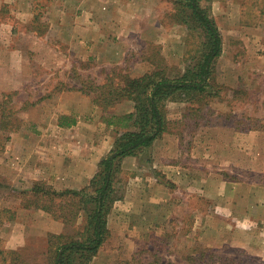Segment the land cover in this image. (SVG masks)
<instances>
[{
  "label": "crops",
  "instance_id": "obj_1",
  "mask_svg": "<svg viewBox=\"0 0 264 264\" xmlns=\"http://www.w3.org/2000/svg\"><path fill=\"white\" fill-rule=\"evenodd\" d=\"M46 1L49 6L39 11H42L40 17L48 31L36 35L38 42L33 49L36 61L46 70L62 68L65 72L78 68L83 72V62L74 58L81 56L84 65L91 63L93 67L107 71L126 66L132 50L140 52L137 55L140 62L136 63L139 67L134 69L132 77H141L151 69L152 63L141 59L143 47H137L135 42L137 36L158 43L157 32L165 30L159 22V13L147 8L150 0ZM5 2L14 7L12 15L22 22L32 23L39 16L36 7L33 8L35 0ZM230 4L226 10L238 18L248 13L262 17L255 28L244 27L242 30L247 56L238 62L233 58L228 67L232 73L222 79L236 94L242 77L245 80L244 75L237 72L240 68L249 76L257 71L260 82H264V57L258 55L254 59L256 51L264 50V9L254 11L244 5ZM11 30L13 32V27ZM164 33L168 36V30ZM61 42L66 46H61ZM163 42L165 40L159 41ZM15 48L10 42L8 50L15 51L11 54L12 57L16 55V59L11 58L13 61L9 60L4 66L6 69L0 71L3 92L21 90L28 80L14 63L20 56L27 64L29 59L22 50ZM165 48L166 45L164 51ZM39 80L44 85V78ZM63 81L68 83L66 78H61L49 93ZM80 88L72 82L69 89L56 94L57 106L52 111L56 118L52 130L58 134L74 133L75 139L65 134L59 140H45L46 133L38 132L37 143L31 146L36 152L48 155L46 168L39 166L45 173V181L78 190L86 187L96 175L101 160L113 149L118 135L116 128L104 121L102 107ZM235 96L231 97L233 101ZM126 105L125 102L119 104L118 112H114L128 114L134 111V107L124 109ZM167 108L171 122L168 131L137 156L122 161L121 174L130 178L126 191L109 216L112 235L131 237L141 231L162 234L170 226L180 228L188 222L192 232L199 235L192 237L195 241L200 240L214 249L230 242H241L249 253L258 250L255 255L264 263V109L257 116L252 113L254 109L242 111L245 115V111L248 112L249 118L253 117V123L247 118L237 124L219 121L224 113L217 110V122L199 124L195 128L197 123L187 125L180 121L183 114L173 109L177 107L172 102ZM230 110L233 117L239 118V110ZM65 114L75 115L70 125L59 122ZM44 125L38 129L47 131L48 124ZM189 126L197 132L192 135L184 132ZM23 164V168L28 165L24 161ZM256 226L262 227L259 232Z\"/></svg>",
  "mask_w": 264,
  "mask_h": 264
},
{
  "label": "rangeland",
  "instance_id": "obj_2",
  "mask_svg": "<svg viewBox=\"0 0 264 264\" xmlns=\"http://www.w3.org/2000/svg\"><path fill=\"white\" fill-rule=\"evenodd\" d=\"M176 1L178 0L147 1V8L153 10L156 14L159 13V22L165 27V30H162L161 33L157 32L160 37V39H157L158 43L135 37L136 46L143 47L141 59L152 63L151 69L147 72L156 69L164 72L166 70L169 76L177 77L185 72L189 66H193L199 62L200 58L198 55H200L204 42L202 31L190 30L187 25L175 21L173 15L176 11ZM219 2L218 0H204L203 2V5L210 10L212 17L217 22L224 40L223 53L221 59L216 63L212 79L213 92L216 94L212 99H204L203 102L199 101V104L195 102L190 103L187 99L183 98L169 101L177 107L173 108L176 112H182L183 117L180 121L187 125L197 123L198 126L195 128H198L199 124L217 122L218 117L215 116L217 110L224 113L219 121L237 124L242 122V119L245 121V119L249 118V113L246 111L251 112L254 109L252 113H255L257 116L260 114L262 108L264 109V82H260L257 71H255V75L249 76L248 73H244L243 68H240L239 71L237 70L242 76L244 75L245 80L243 81L242 77L236 94L233 93V88L222 82L224 77H228L232 73V70L228 69L229 64H232V59L234 58L238 62L247 56L246 41L241 36L242 30L244 27L255 28L260 23L259 21L262 20V17L257 16L255 13L254 16L248 13L244 14L243 18H238V15L226 10L227 6L232 5L230 2H233L235 5H244L254 11H262L264 9V0H219ZM48 6L49 3L46 0H35L33 8L36 7L35 12L39 13V16L34 18L32 23L27 24L12 15L13 6L6 3L5 0H0V71L6 69L4 66L9 63V60H12L11 58L16 59V55L12 57L15 51L8 50L10 42L14 43V47H16L14 50H22V53L26 54L29 59V63L27 64L24 62L23 57L20 56L17 58V63H14L19 66V70L21 68L20 71L28 79L23 83L22 89L3 92L0 88V102L4 100V93L13 94V97L9 100L10 102L8 101V106L11 109L10 127H14V125L19 126V129L14 132L0 130V177L19 190L29 189L34 181H39L42 178L46 179L43 169L39 168V166L46 168L49 158L48 155H45L43 152L38 153L31 147L37 143L36 139L38 136L36 135L46 133L44 134L45 140L53 141L59 140L66 135L75 139L74 133L72 135L67 133L58 134V131L52 130V124H54V120L56 119L54 117L55 114L52 113L57 106L56 100L58 99L55 98L56 94L58 95L61 89L70 87L72 82L80 86L85 85L87 89L92 84L94 85L91 88H95L96 85H102V82L106 83L109 79H107L108 76L115 82L123 81L126 76L132 77L134 69L139 67L136 63L140 62V59L137 57V55H140V52L132 50L129 57L130 62L126 66L114 67L107 71L93 67L91 63L84 65V61L80 58L81 56H75L74 58L77 62H83L81 64L84 69L83 72H80L78 68L65 72H63L62 68L60 70H46L36 61L33 49L36 42H38L36 35H42V31L47 34L48 30L45 27V21L40 17L42 11H39V9L45 10ZM12 27L13 32L11 30ZM167 30L168 36L164 33ZM247 35L249 36V33ZM160 40H165L164 44L159 43ZM60 44L61 46H66L62 42ZM164 45L167 46L165 51ZM255 54L257 55H254V59L258 58V55L264 57V50L256 51ZM41 77L44 78V85L39 80ZM93 77L96 78L93 79ZM61 78H66L68 83L63 81L51 92L53 93L52 96L48 97L47 95H49L53 86L57 85L56 82L58 83ZM234 95H237L235 96V101L231 98ZM125 103L127 105L123 106L124 109L134 107L131 101H126ZM181 104L185 105L182 106ZM117 108L118 106L115 108V111L118 112ZM230 108L239 110V118L233 117ZM197 109L200 111H196ZM244 110H246L245 113L247 115L242 112ZM121 111L120 113H123ZM242 115L244 118H241ZM74 116L73 114H65V116L60 117L59 122L62 123L64 120L71 122ZM252 119L253 117L249 118L250 122ZM43 122L45 125L48 124L47 131L38 129L41 124L44 125ZM172 122L174 121L172 120ZM0 125H2L1 120ZM184 132L192 135L193 132L197 131L189 126ZM23 161L28 164L26 168H23ZM40 172H42V175ZM128 178L130 177L121 173L118 174L116 180L117 200L111 212L116 202L120 200L126 191ZM51 185L58 190L67 189L62 187L60 183ZM7 190L9 189L5 184L0 187L1 206H12V210L16 212V218L10 224H6L4 222L9 214L3 216V224L0 225V250H20L25 257H28V260L40 261L47 250L50 234H61L63 232L73 234L76 233L83 223L82 218L77 225L68 228L62 220L53 219L43 211L27 210L18 206L16 204L17 200L12 197L11 199ZM191 227L192 225H189L187 222L181 225L180 228L177 225L170 226L162 234L160 232L158 234L156 232L144 233L141 231L140 234L135 233L131 237L115 236L110 231V237L102 246L99 254L89 264H264L255 255L258 250H252L249 253L246 250L248 248L244 247L241 242H230L225 247L214 249L207 247L200 240L195 241L192 237H199V235H195ZM261 228L260 226H256V231L259 232ZM128 234L131 233L129 232ZM178 237L182 239H178ZM0 264H4L1 254Z\"/></svg>",
  "mask_w": 264,
  "mask_h": 264
},
{
  "label": "trees",
  "instance_id": "obj_3",
  "mask_svg": "<svg viewBox=\"0 0 264 264\" xmlns=\"http://www.w3.org/2000/svg\"><path fill=\"white\" fill-rule=\"evenodd\" d=\"M203 2L178 0L173 15L175 21L187 25L190 30L202 31L204 42L197 64L189 66L177 77L169 76L166 70L156 69L141 77L126 76L117 82L108 76L102 85L95 84V88H91L92 84L87 89L82 85L79 89L93 96L94 102L104 110V121L118 131L113 149L101 160L97 174L86 187L58 190L47 181L39 180L34 181L29 189L19 190L0 177V187L5 184L10 198H15L20 207L43 211L53 219L62 220L68 228L83 218L76 233L50 234L47 250L40 261L28 260L20 250L1 249L4 264H89L99 254L110 237L108 216L117 200L116 180L122 172L123 159L137 156L168 131L171 122L167 103L170 100L183 98L197 104L216 94L212 79L223 53L224 40L217 22ZM12 97L13 94L4 93V100L0 102V130L9 132L19 129L18 125L10 127L11 109L8 105ZM126 101L133 102L134 111L116 114L115 108ZM70 123L64 120L61 125ZM12 208L3 207L0 202V225L5 214L9 215L4 223L15 220L16 212Z\"/></svg>",
  "mask_w": 264,
  "mask_h": 264
}]
</instances>
